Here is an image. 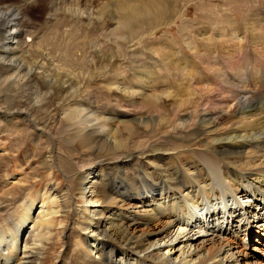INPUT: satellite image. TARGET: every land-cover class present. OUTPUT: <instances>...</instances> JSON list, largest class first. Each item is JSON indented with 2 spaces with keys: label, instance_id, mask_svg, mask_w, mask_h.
Here are the masks:
<instances>
[{
  "label": "bare ground",
  "instance_id": "bare-ground-1",
  "mask_svg": "<svg viewBox=\"0 0 264 264\" xmlns=\"http://www.w3.org/2000/svg\"><path fill=\"white\" fill-rule=\"evenodd\" d=\"M198 1L0 0V65L10 74L5 81L14 78L13 85L23 87L9 90V104L15 101L17 106L4 112L0 106V118L4 117L7 125L13 123L16 133L28 134L34 141L28 155L20 158L16 154L15 168L25 169L44 144L46 171L33 177L30 185L28 175L20 170L0 186V264H43L48 255L43 250L56 252L54 264H264L259 246L251 253L243 249L253 241L264 247L262 91L219 87L221 90L207 92L218 99L214 105L219 109L231 104L226 113L221 109L217 114L205 111L207 106L201 103L204 97L197 104L191 103L188 110H179L173 107L179 96L194 95L185 81V70L164 44L149 48L146 42L141 43L176 23ZM31 4L49 14L45 24L55 38L57 30L73 27L71 46H60L45 35L36 37L49 42L55 53L71 54V60L65 59L69 63L62 56L55 66L51 55L43 52L37 62L29 58L22 62L17 57L28 46L25 37L40 25L29 17ZM74 16L77 19L69 22ZM82 25L93 32H103L107 25H113L111 34L118 37L117 52L127 55L123 61L133 67V78L139 86L120 89L111 85L104 92L106 100L111 99L109 102L122 111L100 108L95 102L96 90H90L94 77L89 76L96 72L95 67L85 74L88 69L80 66L82 81L74 71V66L84 62L89 46L84 42L88 37H74ZM12 27L9 34L7 30ZM226 29L220 27L216 37L238 39L237 29ZM256 29L250 27V35L258 33L253 32ZM12 38V43L8 42ZM116 43L108 40L106 44ZM187 46L194 49L189 42ZM141 47L150 56L164 60L174 75L180 72L187 89L174 95L157 87L166 76H156L160 74L158 63L154 70L152 65L139 69L141 57L137 58L135 52L142 51ZM129 50L134 54H128ZM199 51L210 60L207 50L203 54ZM222 57L227 63L231 61L227 52ZM116 58L110 54L107 60L111 63ZM253 58L245 55L240 66L233 59L230 66L234 67V76L241 77L240 68L246 64V68L253 64L258 72L260 62ZM55 67L61 72L51 77L49 73ZM218 72L213 76L216 80L222 77ZM209 94L208 98L213 97ZM130 106L140 107L142 116L137 119L126 112ZM192 124L194 128L189 130ZM137 128H159L162 137L157 139L151 133L153 139L147 143L139 138ZM124 131L130 142L120 135ZM2 150V155L12 156L10 150ZM80 156L98 162L79 168L83 163ZM104 159L106 163L101 162ZM87 172L90 174L85 177ZM71 254L72 263L67 257Z\"/></svg>",
  "mask_w": 264,
  "mask_h": 264
},
{
  "label": "rangeland",
  "instance_id": "rangeland-1",
  "mask_svg": "<svg viewBox=\"0 0 264 264\" xmlns=\"http://www.w3.org/2000/svg\"><path fill=\"white\" fill-rule=\"evenodd\" d=\"M6 2L10 3L11 0H6ZM33 5L34 4L29 5L30 7H32V9L29 12V17L31 20H33L34 22L40 25L35 26L34 29L30 31L28 36L25 37L28 46L25 48L26 50L23 48L24 49L23 51H19V53H17V57H19L20 61L22 62L28 61V58L33 59L35 60V62H37V60L40 59V57L42 56L41 52H43L47 55H51L55 66L58 63V60L62 56H64L63 61L69 63L70 61L68 62V60H71L69 59L71 57V54L68 55V54H65L64 52L55 53L54 52L55 49L52 47L51 44H49V42H47L46 44L45 39L43 38L36 39V37L38 34L45 35L47 38L52 39L51 42L57 41L60 46H64V45L71 46L73 44V40L71 39V36H72L71 32L73 30L72 29L73 27L69 28L68 26V29L57 30L56 32L57 35L55 38L54 34H52V32L54 31H52V29L49 28L45 24L46 21L49 20V14L47 12H40L37 6H33ZM76 19L77 17L74 16V18L71 21L69 20V22H74ZM225 22H228V23L225 24ZM108 25L105 27L106 29L103 32L102 31L93 32V30L90 29L88 25L87 26L82 25L80 26L81 30H76L74 37H77V36L88 37L87 41L84 40V42L89 43V46L87 48L86 54L83 56L84 62L78 66H74L75 67L74 71L78 75V77H80L82 81L83 79L81 77L80 66L83 65V68L88 69L84 71L85 74H87L89 70L91 71V69L95 67L97 69L96 72L91 73L89 75L90 78L94 77V83L91 85L90 90H96L95 102H97L100 108H107V110H117V111L121 110L122 111V109H119L116 104L114 105L113 103L109 102V101H112L111 99H109L108 101L106 100L107 96L104 94V92L105 90H107V86L112 85L114 87H120V89H122V88H125L124 86H131V85L139 86L140 84L137 83L133 78V72H132L133 67H131L127 61H123V59H125L127 55H124V54L120 55L117 52L118 44L115 41H116V38L118 37L117 36L112 37L111 31L114 28H111L113 25H110V26ZM253 25H255L256 28L258 27L259 30L256 29ZM220 27L221 28L224 27V29L227 28L226 32H229L231 29H237V34L239 33V36L237 34L236 35L238 36V39L240 40L234 39V38H232V40L229 38H224L225 39L224 41V39H220L216 37V34L218 33V30L220 29ZM250 27H253L254 29H256V30H253L254 34L256 32L258 33H256L254 36L250 35L251 34L249 32L251 31ZM263 29H264V0H201V1H198V3H194L190 5V7L186 10L183 17L180 18L176 23L172 24L169 27L161 28L160 32H158L154 38L152 39L147 38L145 41L144 39H142L141 43L146 42L149 48H153L157 44H164L168 52L175 54V57H173L172 59H175L177 57L178 59L176 58V60L179 61V64H181L183 69L185 70L184 71L185 73H183V75L185 76V81L188 82L187 85L191 87V89L189 90H191L194 93V95L183 94L179 96L177 104L173 105V107H177V109L179 110H184L187 108L189 109L193 106V105H190L191 103L197 104L201 102V100H203L202 98L204 97L205 102H201L202 104H205L207 106L206 108H204V110L208 111L211 114H217L222 110V108H220L221 109L220 110L217 106L214 105V100L215 99L218 100V99L216 97L214 98L215 96L214 94L212 95L211 93L209 94L207 92L209 90H219L220 88L222 90L223 89L225 90V88L229 90H231V88L232 90L233 88L235 90L241 89V88L246 89V90H256V91L261 90L262 96H264V67H262V64L264 66V60H263L264 59V30ZM7 31L9 34H12L13 27L12 29L9 28ZM95 31H97V29H95ZM262 32L263 34H261ZM200 34L201 36L202 34H204V36H202L204 41L202 42L199 41L201 39ZM103 36L108 37L109 39H106V38L104 39ZM125 36H128V34L125 33ZM258 37L260 38V40L258 39ZM241 38L244 39L245 41L242 40ZM186 39H189L188 42L193 46L194 49L188 48L187 46L188 42H185ZM108 40L116 44L107 46L106 43ZM220 40H223V41H220ZM12 41H13V38L9 39L8 42L12 43ZM254 44L255 46H253ZM256 45H259L257 46L258 48L257 50L254 48L256 47ZM244 46L246 48H243ZM6 49L7 48H5V50ZM141 50L142 51L135 52V55L137 58L141 57V59L139 60V64H138L139 69L141 70L149 69L148 67L152 65L151 70H154V68L156 67V64L158 63L159 65L157 64V71L160 74L156 73V76H160V75L166 76L163 80L161 79L159 82H157V84L159 83L158 85L156 84L157 87L161 89L163 88V90H171L172 94L174 95L175 93H179V91L181 90L182 91L185 90L186 86L182 85V78H181L182 74L180 72L177 73V75H174V73L170 71L168 64L164 60L162 61L159 60V57L155 55L150 56L149 53L145 52L144 47H141ZM197 50L198 51L201 50L199 51L201 54H203L204 51L207 50L206 53L209 54V59L211 60V63H209L210 60H208V58L200 56ZM242 51L244 52V54L242 53L243 55H241L240 53ZM223 52H227L229 56L231 57V61H228V63L225 62L224 58L222 57ZM110 54H113L115 57H117L116 60L112 61L111 63L107 60ZM128 54H134V52L129 50ZM54 55H55V58H54ZM76 55L77 57L81 56L80 54H76ZM245 55L250 56L251 58L255 56L256 62L258 61V64L260 62L259 65H261V67L260 66L258 67L259 71L258 72L255 71L254 66H252L253 64H250L251 66L248 65L249 67L246 68L247 66L246 64L244 68L242 66L243 69L240 68L242 76H241V73L239 74L241 77L234 76L236 72L234 71V67L230 66V63L234 59L233 60L234 63L236 62L240 66L242 64V62L240 63V60L241 61L244 60ZM120 56L121 58H119ZM241 56H243L244 58L242 57L243 59H241ZM149 57L150 58L153 57V58L149 59ZM236 57H238L237 60L239 61V63L236 60ZM65 59H68V60H65ZM119 59L120 61L118 62ZM180 60L182 63L180 62ZM185 61L188 62V64L185 63ZM210 64L213 66L211 67ZM185 65L187 67H185ZM189 67H190V70H189ZM4 70H5L4 67L0 65V78H1L0 79V106L2 107L3 112L5 110L12 109L17 106L15 101L12 104H9L10 101L8 98L9 96H11V94H9V90H22L23 88V87L13 85L14 78H9L8 81H5L4 78L10 76V74H6ZM218 71L222 73V77H224L223 80L221 76H220L221 78L219 77L220 81L219 79L216 80L213 77L219 74ZM60 72L61 70H58L55 67L53 71L49 73V75L52 77L55 74L60 73ZM192 72H194V74ZM224 80L228 81V82L226 81L227 84L224 83L225 82ZM222 82L224 84H222ZM35 83L37 82L35 81ZM130 88H132V86ZM113 90L115 89L113 88ZM208 94L213 97L208 98L207 97ZM18 102H23V101L20 100ZM9 106H11V108ZM229 106H231V104ZM229 106L223 107V110L221 111V113H226L227 111H229L230 109ZM169 109L170 107H166L167 111ZM195 110L196 109L190 112H193ZM126 112H129L131 116L137 119L142 116V109L140 107L130 106ZM143 112H146V111H143ZM146 115L147 113L143 115V117H145ZM59 116L60 118H62L63 116L62 112H60ZM182 116L184 117L185 115H182ZM8 119L12 120L13 118H8ZM13 120H14L13 121L14 124L16 122L18 123L16 119H13ZM19 123H21L20 120H19ZM7 124H8L7 120L6 119L4 120V117H1L0 118V186L3 187L6 181L8 180V178H10L12 174H17L21 172L22 174L26 173L28 175L29 182H31L30 183L31 185L34 180L33 177H38L40 176V174H44L46 172L43 168V165H44L43 159H45L43 150L45 146L44 144H42L40 149H38L39 153L37 152L36 155H33L31 157L25 169L19 168L17 170L18 166H17L15 157L18 155L16 154L19 153L20 158H22L24 155H28L33 148L32 145L34 144L33 143L34 141L33 140L31 141V138L28 136V134L16 133V127L15 125H12L13 123L10 125H7ZM10 126L12 127L14 126L15 130L14 128ZM193 128L194 126L192 124L189 130ZM195 128H197V126H195ZM137 129H139V138L144 140L147 143L148 141L153 139V137L150 136L151 133H153L157 139L162 137V134L159 128H155L153 130L149 129V131H143V129H140V128H137ZM19 135L20 137H17ZM120 135L124 136L125 141L126 140L129 141V138L127 136L128 134L126 131H124ZM173 135L175 136V138L180 137V135H177V134H173ZM13 145L14 147L12 148ZM2 148L3 149L6 148L10 150V154H12L13 157L11 155L10 156L2 155V152H1L3 151ZM17 149H19L20 151ZM129 151H132V148H130ZM80 159L83 161V163L79 165V168L83 165L91 167L96 162H98V160L85 161L86 157L84 156H80ZM106 161L107 159H104L101 162L106 163ZM16 166L17 168H15ZM89 174L90 172H87L85 177H87ZM37 188L35 187V189L32 192H35ZM109 214L110 213L106 215L107 218L110 216ZM110 221L113 222V219H111ZM72 234H73L72 232L69 233L70 236H72ZM253 240H254V237H253ZM257 247L260 249L261 252H264V247L260 246L257 242H254V241L251 243L249 242L248 249L247 248L246 249L243 248V249H244V252L251 253ZM42 250L43 249H40L41 252ZM43 252H45V255L48 254L47 257L45 258V261H43V264H54L56 260V256H57L56 252L50 253L49 251H44V250ZM67 257H69L68 259L70 263H72L74 259V255L71 254L70 256H67Z\"/></svg>",
  "mask_w": 264,
  "mask_h": 264
}]
</instances>
